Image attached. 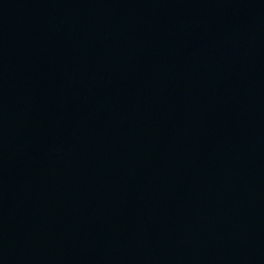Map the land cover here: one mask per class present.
I'll list each match as a JSON object with an SVG mask.
<instances>
[{"label":"water","instance_id":"1","mask_svg":"<svg viewBox=\"0 0 264 264\" xmlns=\"http://www.w3.org/2000/svg\"><path fill=\"white\" fill-rule=\"evenodd\" d=\"M0 264H264V0H0Z\"/></svg>","mask_w":264,"mask_h":264}]
</instances>
